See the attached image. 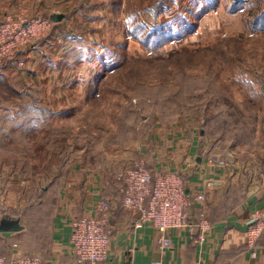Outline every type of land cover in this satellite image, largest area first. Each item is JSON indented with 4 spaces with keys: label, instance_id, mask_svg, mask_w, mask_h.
Returning a JSON list of instances; mask_svg holds the SVG:
<instances>
[{
    "label": "rangeland",
    "instance_id": "rangeland-1",
    "mask_svg": "<svg viewBox=\"0 0 264 264\" xmlns=\"http://www.w3.org/2000/svg\"><path fill=\"white\" fill-rule=\"evenodd\" d=\"M13 1L8 11L19 21L52 23L35 56L58 73L41 86L13 77L21 63L0 71V110L15 119L0 120V221L19 219L45 245L60 187L76 165L114 186L150 164L159 130L203 131L214 153L232 154L241 168L264 163V32L249 29L264 0H219L218 9L206 0ZM53 14L64 19L55 24ZM156 27L167 33L160 46L149 42ZM182 32V42L169 43Z\"/></svg>",
    "mask_w": 264,
    "mask_h": 264
},
{
    "label": "crops",
    "instance_id": "crops-1",
    "mask_svg": "<svg viewBox=\"0 0 264 264\" xmlns=\"http://www.w3.org/2000/svg\"><path fill=\"white\" fill-rule=\"evenodd\" d=\"M217 1L206 0L204 5L215 2L213 6L216 7ZM11 2V5H0V21L4 17H19L10 13L13 11H8L16 8L15 2ZM233 6L234 11L239 9L238 4ZM173 7L176 8V1ZM170 20L168 18L166 22ZM157 21L163 24L161 19ZM175 21L172 19L167 23L168 27L174 25ZM263 21L252 22L249 29L264 32ZM61 44L62 41L59 47ZM39 45L40 42L23 49L13 61L18 65L21 63L18 66L20 74L16 71V76V72L12 71L13 77L22 76V81L27 85L35 83L42 86L52 72L58 73L57 69L52 71L44 68L45 64L37 60L35 55L41 51ZM31 65L34 70H27ZM1 119L6 122L15 120L14 115H9L7 110H0ZM154 139L148 166L154 172L184 173L186 179L188 227L169 233L172 242L170 249L162 250L160 233L152 226L141 229L135 226L136 214L128 212L122 204L124 183L121 180L114 186L105 185L95 170L77 164L74 178L65 181V184L63 182L60 187L46 244L40 232L25 225L22 235L0 234L6 235L3 238L0 236V247L5 250L7 257L11 259L22 254L37 255L43 259L44 264H78L71 243L73 224L79 219L94 216L96 206L104 200L110 205L107 217L112 240L101 264H151L156 261L163 264H264V239L260 238L257 243V258L250 256L246 239L248 220L256 210L264 208V163L241 168L232 154L228 156L229 159H225L226 155L217 154L219 151L214 153L217 144L203 131L198 135L197 131L181 127L159 130ZM12 184L13 180L10 186ZM16 234L18 236H13ZM202 234L205 236L204 243L198 242ZM15 238H21V241H15L10 247L9 243Z\"/></svg>",
    "mask_w": 264,
    "mask_h": 264
},
{
    "label": "built area",
    "instance_id": "built-area-1",
    "mask_svg": "<svg viewBox=\"0 0 264 264\" xmlns=\"http://www.w3.org/2000/svg\"><path fill=\"white\" fill-rule=\"evenodd\" d=\"M8 20L0 25V62L14 61L25 48L45 37L52 30L48 20ZM174 43V42H172ZM120 180L123 207L137 216L135 226H152L160 233L162 250L171 248L169 233L188 227V194L184 173L154 172L147 164H138L127 171ZM203 196H200V198ZM110 205L107 201L98 203L95 215L74 222L71 243L78 264H101L109 250L112 230L108 223ZM246 239L250 256L257 258L256 246L264 236V208L256 210L247 222ZM202 234L198 242L204 243ZM0 264H44L37 255H18L8 258L0 251ZM151 264H163L156 261Z\"/></svg>",
    "mask_w": 264,
    "mask_h": 264
},
{
    "label": "trees",
    "instance_id": "trees-1",
    "mask_svg": "<svg viewBox=\"0 0 264 264\" xmlns=\"http://www.w3.org/2000/svg\"><path fill=\"white\" fill-rule=\"evenodd\" d=\"M214 3V2H213ZM215 4V3H214ZM213 4V5H214ZM236 4H239V3H236ZM215 6V5H214ZM201 16V14H199L198 16H197V14H196V18H198V17H200ZM260 17L261 18H259V20H262V18L264 17V14H262V15H260ZM192 19V18H191ZM190 20V19H189ZM191 21V20H190ZM193 21V20H192ZM193 23V25H194V22H192ZM194 28H195V25H194ZM165 30V28H163V27H156V28H154V29H152V30H150V32H149V38H150V41L149 42H151V43H153V44H155V45H157V46H160V44L161 43H163V42H165V41H168V38H166V39H163V38H160V36L161 35H167V33L164 31ZM176 36V37H175ZM185 36H186V34H185V32H182V33H179L178 35H172V36H169V38L171 39V38H173L169 43H172V42H174V43H179V42H182V40L185 38ZM166 43V42H165ZM162 45H164V44H162ZM161 45V46H162ZM5 64H4V67H3V70L4 69H8L11 65H13L14 64V62L13 61H5L4 62ZM2 70V72H4ZM1 71V70H0ZM3 76H4V74H3ZM56 205V204H55ZM54 205V208H53V214H54V212H55V206ZM53 214H51V218L53 217ZM40 234H41V232H40ZM261 239H264V236L263 237H261ZM260 239V240H261ZM14 242H15V240L14 241H12V243L10 244V247H12L13 246V244H14ZM8 248V247H7ZM9 249V248H8ZM2 253L4 254V255H6L7 256V254H6V252H5V250L4 249H2Z\"/></svg>",
    "mask_w": 264,
    "mask_h": 264
},
{
    "label": "water",
    "instance_id": "water-1",
    "mask_svg": "<svg viewBox=\"0 0 264 264\" xmlns=\"http://www.w3.org/2000/svg\"><path fill=\"white\" fill-rule=\"evenodd\" d=\"M64 16L59 14H54L51 16V20L55 23L62 21ZM25 229L19 219L5 216L0 221V233L1 234H14L22 232Z\"/></svg>",
    "mask_w": 264,
    "mask_h": 264
}]
</instances>
